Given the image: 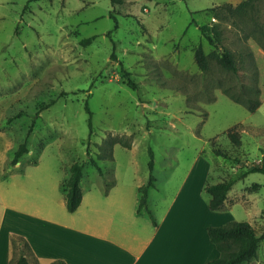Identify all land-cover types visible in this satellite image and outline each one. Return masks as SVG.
<instances>
[{"label": "rangeland", "instance_id": "374dc122", "mask_svg": "<svg viewBox=\"0 0 264 264\" xmlns=\"http://www.w3.org/2000/svg\"><path fill=\"white\" fill-rule=\"evenodd\" d=\"M241 1L0 0V263L4 238L19 222L72 217L63 189L74 162L84 165L81 185L91 199L116 180L147 183L152 150L156 186L149 190L148 207L155 218L164 212V197L174 196L191 176L195 161L196 184L207 163L206 183L262 163L264 0H255L241 16L210 11ZM208 24L219 31L221 46L234 52L239 75L213 60L206 72L198 67L196 47L202 44L207 54L215 49L200 30ZM90 37L95 38L83 44ZM253 85L262 102L255 112L224 94L228 89L241 95ZM234 126L240 129V147L227 136ZM109 135L131 144L115 145V160L99 156ZM24 141L29 152L12 166ZM215 147L242 162L217 156ZM232 191L238 198L212 212L214 222H249L264 230V173L248 174ZM135 195L131 189L128 207L136 199L139 205L140 194ZM143 211L137 217L149 218ZM7 250L9 264H16L10 241Z\"/></svg>", "mask_w": 264, "mask_h": 264}, {"label": "crops", "instance_id": "0c3cea01", "mask_svg": "<svg viewBox=\"0 0 264 264\" xmlns=\"http://www.w3.org/2000/svg\"><path fill=\"white\" fill-rule=\"evenodd\" d=\"M235 169L233 174L240 172ZM192 171L174 196L164 197L166 205L162 216L156 218L157 226L150 217H137L144 212L137 214V199L128 207L130 190H136L137 196L143 184L121 185L116 180L91 199V194L87 197L82 189V203L71 213L72 217L61 221L35 218L27 224L19 222L11 233L25 237L42 264L59 259L67 264H206L220 256L207 232L209 226H218L212 213L216 211L209 209V197L203 192L210 166L207 163L197 173V184L192 178L196 174V161ZM237 198L231 190L227 202L233 203ZM78 214L85 217H76ZM10 238L11 235L4 238L0 264L10 262L7 250ZM263 244L264 240L258 257L250 263L264 264Z\"/></svg>", "mask_w": 264, "mask_h": 264}, {"label": "trees", "instance_id": "16d2710c", "mask_svg": "<svg viewBox=\"0 0 264 264\" xmlns=\"http://www.w3.org/2000/svg\"><path fill=\"white\" fill-rule=\"evenodd\" d=\"M33 0H30V2ZM113 5L122 4L123 0H111ZM255 0H244L237 5L223 4L216 6L210 11L215 16H220L221 12L229 14L230 16H241L246 14L250 9L254 7ZM110 16L114 18L116 22L115 28H117V20L113 13ZM200 30L205 39L209 43L215 46V49L207 54L202 44L198 45L195 49V61L203 72H206L210 68V61H215L221 68L231 72L235 75H239V65L234 52L228 48L221 46V38L218 30L211 25L200 26ZM95 37L85 38L83 44H90ZM111 58H115V53L111 55ZM133 85V83L130 82ZM261 90L258 85H253L248 88L247 92H242L241 95H235L230 93L228 89L224 90L230 99L234 102L243 105L248 111L255 112L262 104L260 99ZM244 96V97H243ZM53 103V102H52ZM49 105H42L41 109L48 107ZM86 111L89 114L88 125L90 132L92 130V112L90 110L88 102L86 103ZM227 136L231 142L236 146L242 145V138L240 134L239 126H234L227 131ZM120 144L125 148H131L129 142H125L122 138L109 135L106 138L100 149L102 153L99 155L101 159H114L113 149L115 145ZM214 154L222 156L225 159L233 160L236 163H241L242 159L238 156H234L226 150L220 147L213 149ZM29 152L27 147V141L22 142L14 153L11 165L15 166L21 159V157ZM102 156V157H101ZM151 160L149 161V178L147 183L139 187L140 193L138 213L145 210L153 224L157 226L156 218L153 212L148 207L149 190L156 186V177L153 174L154 160L153 151L150 150ZM91 164L99 169L103 174L101 167L97 163V159L91 158ZM84 165L79 162H74L70 166V176L64 184L66 209L69 213H74L80 207L83 198V190L81 181L83 178ZM253 172L264 173V158L261 164L253 162L248 168L241 170L235 174H231L226 178H223L219 182L211 183L207 182L203 188V192L208 195V207L211 211H220L224 209L228 200V194L232 190L233 186L239 180L245 178L248 174ZM210 241L216 246L220 252V256L217 259L211 260L206 264H246L250 263L253 259L258 257V250L260 243L264 240V230H259L255 225L249 222L229 221L219 226H209L207 229ZM11 246L14 251L18 253L16 264H32L34 261H38L31 245L28 240L18 234L11 235ZM49 264H67L64 260H55Z\"/></svg>", "mask_w": 264, "mask_h": 264}]
</instances>
